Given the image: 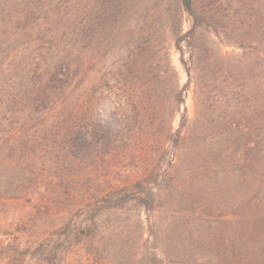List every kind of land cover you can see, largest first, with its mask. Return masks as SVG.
Wrapping results in <instances>:
<instances>
[{
	"label": "trees",
	"instance_id": "obj_1",
	"mask_svg": "<svg viewBox=\"0 0 264 264\" xmlns=\"http://www.w3.org/2000/svg\"><path fill=\"white\" fill-rule=\"evenodd\" d=\"M0 236V264H264V0H0Z\"/></svg>",
	"mask_w": 264,
	"mask_h": 264
},
{
	"label": "rangeland",
	"instance_id": "obj_2",
	"mask_svg": "<svg viewBox=\"0 0 264 264\" xmlns=\"http://www.w3.org/2000/svg\"><path fill=\"white\" fill-rule=\"evenodd\" d=\"M190 18L187 15H184L183 21H182V31L186 32L190 28ZM124 47H125V42L123 39H119L114 47L108 52V54L102 59L101 64L103 66H108L112 62L116 61L119 57L123 55L124 52ZM221 51L225 54H238L240 53V49L232 47V46H227V45H222L221 46ZM171 59L172 62L175 66V68L178 71V75L180 78V83L183 85L187 81L186 74L182 68V66L179 63V55L178 53L172 49L171 51ZM187 56V55H186ZM193 86L191 85L188 90L184 94V104L182 106V110H184L189 118L193 117L194 114V105H193ZM178 125V117H176L173 121V128H177ZM3 242V238L0 236V244Z\"/></svg>",
	"mask_w": 264,
	"mask_h": 264
}]
</instances>
